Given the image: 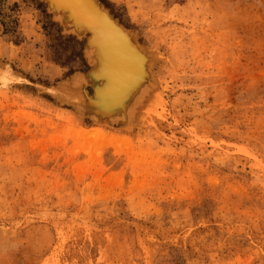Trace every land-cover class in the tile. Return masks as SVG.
Wrapping results in <instances>:
<instances>
[{
    "label": "rangeland",
    "instance_id": "1",
    "mask_svg": "<svg viewBox=\"0 0 264 264\" xmlns=\"http://www.w3.org/2000/svg\"><path fill=\"white\" fill-rule=\"evenodd\" d=\"M98 1L156 57L128 125L85 113L86 37L0 0V264H264V0Z\"/></svg>",
    "mask_w": 264,
    "mask_h": 264
},
{
    "label": "bare ground",
    "instance_id": "2",
    "mask_svg": "<svg viewBox=\"0 0 264 264\" xmlns=\"http://www.w3.org/2000/svg\"><path fill=\"white\" fill-rule=\"evenodd\" d=\"M44 1L49 3L53 19L64 33L78 39L88 37L84 55L92 69L87 76L76 75L71 79L80 88L87 80L92 86L93 96L81 90V98L86 103L84 108L88 110L83 109L85 113L97 124L112 125L110 123L119 120H125L123 123L127 125L138 122L149 110L152 98H157L155 88L159 81L153 71L156 57L98 0Z\"/></svg>",
    "mask_w": 264,
    "mask_h": 264
},
{
    "label": "water",
    "instance_id": "3",
    "mask_svg": "<svg viewBox=\"0 0 264 264\" xmlns=\"http://www.w3.org/2000/svg\"><path fill=\"white\" fill-rule=\"evenodd\" d=\"M44 1V0H43ZM45 3H46V5H47V7H48V9H49V3L48 2H46V1H44ZM50 10V9H49ZM53 14V13H52ZM72 35V34H71ZM87 39H86V42L85 43H87L88 42V37H86ZM101 114V113H100ZM100 114L98 115V116H100ZM102 115H104V114H102Z\"/></svg>",
    "mask_w": 264,
    "mask_h": 264
}]
</instances>
